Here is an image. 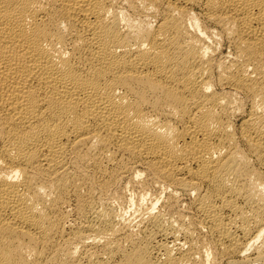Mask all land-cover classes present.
<instances>
[{"label":"bare ground","instance_id":"bare-ground-1","mask_svg":"<svg viewBox=\"0 0 264 264\" xmlns=\"http://www.w3.org/2000/svg\"><path fill=\"white\" fill-rule=\"evenodd\" d=\"M0 264H264V0H0Z\"/></svg>","mask_w":264,"mask_h":264}]
</instances>
